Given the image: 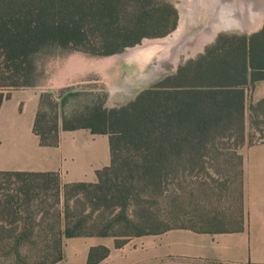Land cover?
<instances>
[{
	"label": "trees",
	"instance_id": "16d2710c",
	"mask_svg": "<svg viewBox=\"0 0 264 264\" xmlns=\"http://www.w3.org/2000/svg\"><path fill=\"white\" fill-rule=\"evenodd\" d=\"M123 11L120 0H0V87L36 88L37 60L49 49L111 56L166 33L146 32L144 25L161 20L148 13L122 30ZM262 80L264 27L250 36H218L198 57L123 106L106 108L102 95L65 111L67 101L82 91H61L60 104L42 94L33 126L41 146L56 147L60 131L84 129L108 137L111 162L97 172L96 183L62 185L56 173H0V179L21 183L14 194L0 193V243L17 251L29 243L37 249L36 260L53 264L62 259L67 238L117 237L112 222L136 229L161 223L154 212L170 213L172 201H186L205 167L230 159L220 148L224 132L243 142L245 89ZM3 98L0 91V106ZM174 184L177 188L169 189ZM158 198L170 199L167 208L158 207ZM82 205L99 213L95 233L87 229L90 218L79 211ZM109 210L118 211L112 220L102 215ZM155 231L142 229L134 236Z\"/></svg>",
	"mask_w": 264,
	"mask_h": 264
},
{
	"label": "crops",
	"instance_id": "0c3cea01",
	"mask_svg": "<svg viewBox=\"0 0 264 264\" xmlns=\"http://www.w3.org/2000/svg\"><path fill=\"white\" fill-rule=\"evenodd\" d=\"M44 92H3L0 173H56L62 184L96 183L111 162L108 137L60 131L56 147L41 146L33 126ZM234 154V164L205 167L186 201H172L165 216L183 224L130 237L67 238L53 264H88L91 250L92 264H264V144ZM162 213L159 220L169 219Z\"/></svg>",
	"mask_w": 264,
	"mask_h": 264
},
{
	"label": "rangeland",
	"instance_id": "374dc122",
	"mask_svg": "<svg viewBox=\"0 0 264 264\" xmlns=\"http://www.w3.org/2000/svg\"><path fill=\"white\" fill-rule=\"evenodd\" d=\"M120 3L124 11L119 14L118 25L122 30L134 26L136 17L144 13L157 14L161 20L144 25L148 26L146 32L166 33L160 37H144L140 43L143 40H165L166 44L160 46L156 44L157 42H153L152 50L148 47L142 51L130 52L133 46L111 56L99 57L65 50H47L45 55L37 60L38 69L33 75L32 82L36 83V88L45 89L46 92L43 94H50L53 97L51 100L58 104L61 100L59 95L61 91H82L77 97L67 101L65 111L79 110L86 100H101L102 95H105L106 108L126 105L143 90L162 78L174 74L181 64L202 54L218 36H250L264 27V21L258 27L252 26L255 16L263 10V0H120ZM233 15L238 17L237 20H234ZM0 83H3L1 79ZM17 88L19 87H0V91ZM244 94L243 142L239 143L237 134L224 132L220 148L222 153L230 159L226 162V159H221L214 165L210 164L212 169L234 164L236 162L234 152L237 150L264 144V80L248 86ZM43 109L49 113L50 117L54 116V112L52 113L45 103ZM57 111L60 113V109ZM210 165H208L209 171H211ZM199 175L206 176L204 172ZM20 185L21 183L15 179L2 177L0 193L14 194ZM173 188H177V184L169 189ZM168 196L171 199V192ZM167 201L164 198H158V207L167 208L165 204ZM135 202L139 203V201ZM141 207H144L143 204L131 209L130 213L134 215V211L138 212ZM78 208L90 218L87 223L89 232L98 231L95 226L99 222V213L87 211L83 205ZM111 211L102 215L112 220L117 216L118 211ZM154 213L156 216L157 212ZM163 214L164 219H169L155 223L150 228L144 226L142 229L155 231L183 224L180 220L165 216V212ZM112 223L114 225L111 234L117 237L134 236L142 230L119 222ZM15 248L14 245L0 243V264H42L45 261L44 259L36 260L33 255L37 249L29 243L18 247V251Z\"/></svg>",
	"mask_w": 264,
	"mask_h": 264
},
{
	"label": "water",
	"instance_id": "95a60500",
	"mask_svg": "<svg viewBox=\"0 0 264 264\" xmlns=\"http://www.w3.org/2000/svg\"><path fill=\"white\" fill-rule=\"evenodd\" d=\"M153 42H159V43H156V44H158L160 46L166 44L165 40H143L140 44L135 45L133 48H131L130 52L142 51V50H145L148 47H150V49L152 50L151 45L153 44Z\"/></svg>",
	"mask_w": 264,
	"mask_h": 264
},
{
	"label": "bare ground",
	"instance_id": "6f19581e",
	"mask_svg": "<svg viewBox=\"0 0 264 264\" xmlns=\"http://www.w3.org/2000/svg\"><path fill=\"white\" fill-rule=\"evenodd\" d=\"M263 2H264V0H263ZM262 8H263V10L260 11V13H258V15H257L258 17L255 16L256 18L252 22V26H254V27H258L264 21V5L262 6ZM233 18H234V20H237L238 17L236 15H233ZM157 43H159V42H157Z\"/></svg>",
	"mask_w": 264,
	"mask_h": 264
},
{
	"label": "built area",
	"instance_id": "2783aa9c",
	"mask_svg": "<svg viewBox=\"0 0 264 264\" xmlns=\"http://www.w3.org/2000/svg\"><path fill=\"white\" fill-rule=\"evenodd\" d=\"M3 93V92H2Z\"/></svg>",
	"mask_w": 264,
	"mask_h": 264
}]
</instances>
